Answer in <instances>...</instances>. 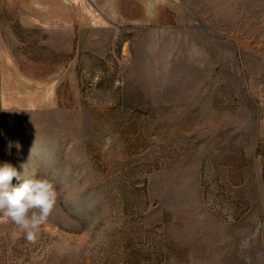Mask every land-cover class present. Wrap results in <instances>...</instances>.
I'll return each instance as SVG.
<instances>
[{"label":"rangeland","instance_id":"374dc122","mask_svg":"<svg viewBox=\"0 0 264 264\" xmlns=\"http://www.w3.org/2000/svg\"><path fill=\"white\" fill-rule=\"evenodd\" d=\"M5 163L0 264H264V0H0Z\"/></svg>","mask_w":264,"mask_h":264},{"label":"clouds","instance_id":"9594fccd","mask_svg":"<svg viewBox=\"0 0 264 264\" xmlns=\"http://www.w3.org/2000/svg\"><path fill=\"white\" fill-rule=\"evenodd\" d=\"M16 147L19 148V144ZM13 178L19 181L18 186L12 185ZM57 198V190L50 180L27 177L8 163L0 166V224L11 222L16 226L12 233L14 239L24 236L34 242L40 227L48 221Z\"/></svg>","mask_w":264,"mask_h":264}]
</instances>
